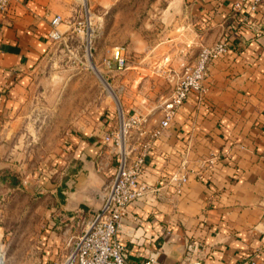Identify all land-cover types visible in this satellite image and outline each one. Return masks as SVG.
Segmentation results:
<instances>
[{"label": "crops", "instance_id": "obj_1", "mask_svg": "<svg viewBox=\"0 0 264 264\" xmlns=\"http://www.w3.org/2000/svg\"><path fill=\"white\" fill-rule=\"evenodd\" d=\"M236 2L180 0L168 27H152L149 43L123 22L121 9L115 17L122 36L113 51L123 49L127 64L104 70L125 113L148 116L147 140L183 69L203 47H228L209 65L205 92L190 94L152 140L140 181L146 193L128 207L118 234L130 264L152 254L163 264H264V7L253 11L245 2L237 9ZM102 4L108 13L125 2ZM83 10L82 0H13L0 15V130L15 134L24 105L47 94L42 73L55 45L51 20L62 17L60 30L69 34ZM116 124V108L97 107L69 129L59 155L38 175L41 193L53 187L64 195L40 240V264L64 261L70 240L102 205L117 164L104 135ZM139 139L133 134L130 141Z\"/></svg>", "mask_w": 264, "mask_h": 264}, {"label": "rangeland", "instance_id": "obj_2", "mask_svg": "<svg viewBox=\"0 0 264 264\" xmlns=\"http://www.w3.org/2000/svg\"><path fill=\"white\" fill-rule=\"evenodd\" d=\"M102 1L89 0L79 19L90 17L91 38L85 31L74 30L54 42L42 73L46 96H40V101L36 96L33 103L24 105L15 134L0 130V264L41 263L40 240L57 216L54 204L64 195L53 187L48 194L41 193L38 175L43 176L45 165L59 155L73 125L86 122L97 107L115 109L119 103L104 66L121 42L115 24L119 10L123 22L141 31L149 43L152 27L164 30L161 26L168 27L180 8V0L170 7V0H124V7L116 5L104 13Z\"/></svg>", "mask_w": 264, "mask_h": 264}, {"label": "built area", "instance_id": "obj_3", "mask_svg": "<svg viewBox=\"0 0 264 264\" xmlns=\"http://www.w3.org/2000/svg\"><path fill=\"white\" fill-rule=\"evenodd\" d=\"M12 1L0 0V15L8 12ZM82 1L84 7H87L89 0ZM245 2L253 11L260 6L264 7V0H237L236 8L240 9ZM61 23L62 17L59 15L51 20L52 30L49 38L53 42L60 41L64 37L60 30ZM91 26L92 21L87 16L85 20L76 22L74 30L85 31L91 38ZM227 48L225 41H220L212 47H203L196 61L183 69L177 77L173 92L163 101V119L160 127L150 132L148 140L146 139L148 116L136 112L126 114L117 102L116 127L104 135V142L111 145L116 158V173L110 184L105 187V199L100 208L89 216L76 240H70L72 243L70 254L64 261L56 264H130L125 257V246L118 238V234L128 207L143 198L146 193L147 187L140 181L144 174L146 160L153 147L152 140L159 138L163 129L171 125L190 94L202 95L205 92L209 65L226 53ZM126 64L127 59L121 48L115 49L112 56L104 60V66L118 71L125 69ZM105 84L108 86V81ZM133 134L140 138L137 144H132L130 141ZM178 180L183 184L186 182V177L182 176ZM77 213L81 214L83 211L79 210ZM141 264L163 263L158 260L157 255L152 254ZM187 264L201 263L191 260Z\"/></svg>", "mask_w": 264, "mask_h": 264}, {"label": "bare ground", "instance_id": "obj_4", "mask_svg": "<svg viewBox=\"0 0 264 264\" xmlns=\"http://www.w3.org/2000/svg\"><path fill=\"white\" fill-rule=\"evenodd\" d=\"M98 71V70H97ZM0 263H1V261H0Z\"/></svg>", "mask_w": 264, "mask_h": 264}]
</instances>
